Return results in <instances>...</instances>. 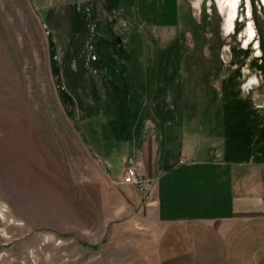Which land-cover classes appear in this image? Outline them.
I'll list each match as a JSON object with an SVG mask.
<instances>
[{"label":"rangeland","instance_id":"1","mask_svg":"<svg viewBox=\"0 0 264 264\" xmlns=\"http://www.w3.org/2000/svg\"><path fill=\"white\" fill-rule=\"evenodd\" d=\"M220 141L264 167V0H0V264H158L123 169Z\"/></svg>","mask_w":264,"mask_h":264},{"label":"crops","instance_id":"2","mask_svg":"<svg viewBox=\"0 0 264 264\" xmlns=\"http://www.w3.org/2000/svg\"><path fill=\"white\" fill-rule=\"evenodd\" d=\"M173 104L169 101L166 106ZM183 115L170 116L167 122L179 123L182 140L220 138L188 131ZM156 123L160 127L159 120ZM186 145H181L177 156L174 147L167 150L171 159L158 152L155 169L146 163L152 154L146 153L144 145L135 152L140 173L153 184L147 211L160 225L157 263L264 264L263 165L255 171L239 156L228 159L222 141L217 143L220 153L209 157Z\"/></svg>","mask_w":264,"mask_h":264},{"label":"built area","instance_id":"3","mask_svg":"<svg viewBox=\"0 0 264 264\" xmlns=\"http://www.w3.org/2000/svg\"><path fill=\"white\" fill-rule=\"evenodd\" d=\"M121 182L125 184H133L140 187L142 190L148 192L152 189L153 184L139 173L138 168L134 164H129L123 169Z\"/></svg>","mask_w":264,"mask_h":264}]
</instances>
